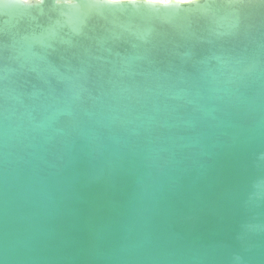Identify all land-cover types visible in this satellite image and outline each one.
<instances>
[{"label":"water","instance_id":"water-1","mask_svg":"<svg viewBox=\"0 0 264 264\" xmlns=\"http://www.w3.org/2000/svg\"><path fill=\"white\" fill-rule=\"evenodd\" d=\"M0 264H264V0H0Z\"/></svg>","mask_w":264,"mask_h":264},{"label":"bare ground","instance_id":"bare-ground-1","mask_svg":"<svg viewBox=\"0 0 264 264\" xmlns=\"http://www.w3.org/2000/svg\"><path fill=\"white\" fill-rule=\"evenodd\" d=\"M164 1H166V0H164Z\"/></svg>","mask_w":264,"mask_h":264}]
</instances>
